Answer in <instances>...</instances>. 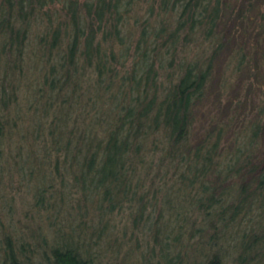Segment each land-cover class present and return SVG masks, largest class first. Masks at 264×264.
Masks as SVG:
<instances>
[{"label": "trees", "instance_id": "obj_1", "mask_svg": "<svg viewBox=\"0 0 264 264\" xmlns=\"http://www.w3.org/2000/svg\"><path fill=\"white\" fill-rule=\"evenodd\" d=\"M1 184L65 239L0 264H264V0H0Z\"/></svg>", "mask_w": 264, "mask_h": 264}, {"label": "rangeland", "instance_id": "obj_2", "mask_svg": "<svg viewBox=\"0 0 264 264\" xmlns=\"http://www.w3.org/2000/svg\"><path fill=\"white\" fill-rule=\"evenodd\" d=\"M207 107V106H206ZM208 107H211L210 105ZM105 111V109H104ZM208 112V109H207ZM207 112L205 113V115H202V117L197 120V122L195 123L194 126V131H193V143H195L196 141H198L200 138V135L203 133L204 131V118H206L207 116ZM26 118H31V116H29V113H25ZM154 177V175L152 176ZM17 184V183H16ZM220 186V183H218V181L216 182V186ZM229 185V184H225L224 186ZM4 186V184L0 185V188ZM169 187V185H168ZM170 187L167 188V190L164 191L163 196H158L157 197V204H155V207L152 206V204L148 205V210L146 212L147 215H150V211H153L152 216H157V210L160 208L161 203H164L165 198L168 199L169 197L172 200V203H170V206L172 207L171 209L167 210L165 209L164 211V218L163 220H167L169 217H173L175 213H177V211L179 212H184V211H188V208H186L185 210H181L180 208L177 209V206L181 200V198L178 200V194L176 192H174L175 190H173V193L170 192ZM225 189V188H224ZM6 190V191H5ZM169 190V191H168ZM221 190H216L213 191L215 197H219L222 193L220 192ZM221 194H220V193ZM187 195H184L185 198H187V200H191L192 195L194 194L195 191L189 190L185 192ZM191 193V194H190ZM159 194V193H158ZM228 193H225L222 196V199L224 201L230 200V195H227ZM167 195V197H166ZM207 195V194H205ZM155 202V201H153ZM32 203V195L31 193H28L27 191H25V189H20V190H16L15 188H10L7 189L5 188L2 191V195H1V190H0V262H1V258H2V251L4 249V247H6V239L9 240V245L13 248V249H18V247L21 246V244L23 245V247L25 248V254L27 255H31V253L29 252L32 249H38L41 248L43 245L42 239H46V242L48 243V246H46L45 248H49V246L51 244H53L54 242H58L60 241V239H65L63 238L64 236L60 237L59 235L54 236V232H49L48 230V223H51V218L50 220H46V222L40 220L36 214H34L35 210L32 209L31 206ZM156 205H158L156 207ZM11 207V208H10ZM189 209L190 206H188ZM154 208V209H153ZM164 208H167V206H164ZM36 213V212H35ZM127 214H129V212H127ZM126 214L125 211H118V212H114V219L116 222H126V220H128V215ZM173 214V215H171ZM181 215H183L181 213ZM45 216L47 217V214H45ZM45 216L42 217L45 220ZM155 216V217H156ZM186 216H189L186 215ZM57 217H59V220H62L61 222L58 220H55V226H60L61 225V229L68 228L69 229V225H66V223H64L63 219V214L58 215ZM175 217V216H174ZM91 219H89V222ZM76 223L73 224V222H70V225L74 228L76 225H80L81 228H83V233L80 232L81 234H76L73 235L74 237H72L73 239L79 240L80 243L83 244H88V242L92 239L95 238L96 235V231L94 230V223H92V226L90 224L87 225V221L85 222V224H80L78 223V220H75ZM78 223V224H77ZM94 234V235H93ZM93 235V236H92ZM60 237V238H59ZM56 238V239H55ZM141 245H144V237L140 236L139 237ZM88 241V242H86ZM38 246V247H37ZM87 246V245H84ZM86 248V247H85ZM143 248V246H142ZM42 249L39 250V252H41ZM230 252V251H228ZM95 257L97 262L102 263L101 261L103 259L96 257L95 255V250H90L89 252V256ZM35 259V258H34ZM112 264L115 263H119V264H136L138 261V255L137 254H129V255H124V254H119L116 256H113V258L111 259ZM114 261V262H113ZM104 262V261H103ZM33 263V260H32ZM111 264V263H110ZM229 264V262H228Z\"/></svg>", "mask_w": 264, "mask_h": 264}]
</instances>
